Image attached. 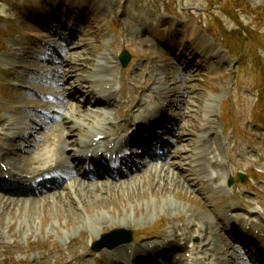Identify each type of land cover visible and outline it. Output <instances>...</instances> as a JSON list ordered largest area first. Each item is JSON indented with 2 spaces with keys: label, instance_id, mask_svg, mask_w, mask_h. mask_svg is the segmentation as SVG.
<instances>
[{
  "label": "rangeland",
  "instance_id": "rangeland-1",
  "mask_svg": "<svg viewBox=\"0 0 264 264\" xmlns=\"http://www.w3.org/2000/svg\"><path fill=\"white\" fill-rule=\"evenodd\" d=\"M23 1L24 0H0V31L7 29V35H4V37L0 36V47H2V43L5 44V53L0 52V113H2L0 115V122L3 120V117L5 115L10 113L13 118H18L16 120L17 122L27 124V126L22 125V128H24L25 133L32 132V136H34V139H39L41 137L42 132L37 133L34 130V132L30 130L32 128V123L29 122H31L32 120H30L28 117H25V115L30 116V113H28L29 111H26V107H24L22 112H20V107H22V105H29L33 106L31 107L32 110L37 109V107L43 108L45 107L44 105L49 104V100L40 102L39 99L29 94L28 92L19 91L15 87V84L21 83V79L23 78L22 75H26L22 70L14 69V65L17 64L18 66L22 58H14L9 60L11 53L16 50V48L12 46V42L20 43L21 48H27L28 45L34 44L32 38L34 34H37L38 39L40 41H43V38H45L44 36L47 35L42 29L34 31L33 27L31 28L30 24L29 25L31 29H27L26 20H30V18L26 16L25 9L22 7ZM39 1V4L42 5V9H45L47 11L55 10V8L59 6V9L62 13L61 15L60 13H57V15H55L54 17L61 18L65 24L69 14H71L73 16V20H75L78 15H83V17H86V14L88 13L87 9L82 10L83 7H80V5H82L81 0ZM90 1H92L96 5L101 0ZM102 1L103 9H101L102 11H100L99 13L97 12V14H95V21L92 22V19L88 18V21H90L91 24H83L85 22L83 19L86 18L81 17L82 23H80L79 28L81 32L79 34V39L78 37L76 38L78 39V43L76 45L75 40H73L74 45H70L71 49H68L70 52H72V49L76 47V49L74 50L76 53L75 55H78L79 53H86L84 58H88V62L86 63L84 67L85 71L82 74L86 75L85 77L91 76L94 70L98 68V62L101 57H105L106 54L107 58L112 64V67L114 68L116 85L118 84L120 77L122 80L128 81L130 89H125L126 97L128 98L129 91L132 92L136 96V103L141 100L143 94L148 92L149 88H155L157 86V82H160L161 78L162 80L164 79L168 86L171 87L170 89H176L177 92L173 94H177V97H182L183 94H186V100L183 97L173 99L174 103L171 104V107L173 109L170 108V111L172 110V115L174 117L177 116L176 118H179L180 114L183 115L184 113H187L186 115L190 117L189 122L195 124L192 127L195 128V130L192 131L193 135L195 136L193 140H196V137L199 136L198 131H200L202 127L205 128V121L207 122V119H212L213 122L215 121L211 131H213V133H216L220 141L221 147L220 149H215L217 148L216 144H211L213 148L211 150V153H213L212 157L220 159V155L224 156V154L226 155V153H229L228 162L232 164L235 173H238L239 170H247L249 171V173L252 174L254 173L253 170L255 171V168L258 167V165L263 166L264 163H262L260 159H264V122H256L253 117V114L257 111H261L262 104H260L259 99L260 96L264 95V76L262 79H258V77L255 75L254 66L252 65L251 60L247 61V63L244 64L241 63L238 66V63L236 62L235 58L228 57L223 49L218 52H221L222 54V57H220L217 53L220 46L214 45L209 39V46H207L205 53H203L199 58L200 64L204 66L203 70L202 67L196 68V65L193 63L190 66V69L184 71V68L182 69V66H179L177 64V57L173 56V51L171 55H168L164 58L165 63H163V69H160L157 64L159 61H161L160 59H157L159 55L158 51H163L161 49V46V48L158 50L157 41L154 38L152 39L154 35L156 36L155 33H157V30L152 31V28H154L153 26L160 24V22H163L162 27L168 26L169 23H173L176 26L178 24H185L186 22L193 20L194 16L189 13L191 10H195L194 14H197L198 22H200V24H202L204 27H212L214 26L212 18L213 14H215L219 18L221 17L219 7L210 9L208 6L210 3L209 0ZM247 1L251 4L253 8H264V0ZM182 3L185 4L187 10L186 13H183L179 9L180 4ZM167 12H170L172 14ZM244 19L246 23L251 21L248 18ZM39 21L41 22V19ZM223 22L225 26L230 29L231 27H234V24L227 19L223 18ZM41 24L42 22L39 23L40 26ZM73 25L74 22H72L71 26ZM192 28L194 29L195 26H192ZM112 29L116 31V36L113 35ZM175 29L178 30L177 28ZM61 30H64V27ZM58 32L63 33L59 30ZM148 33H150L152 37L149 36ZM192 33L193 30L191 31L189 39L192 41V45L197 46V44L199 43L192 40ZM163 34L164 36H166V38H169L170 32L168 33L167 31H165L163 32ZM66 35L65 39L67 40L68 36ZM9 37L11 38L9 39ZM51 37H54L56 42H59L61 40L59 34L58 37ZM50 44L52 45V42H50ZM148 44H152L154 45V47L152 49L147 48L146 45ZM173 46L176 48L178 46V50L180 51L182 57L188 54L185 47H182L181 44H178L174 38ZM123 48L133 53L134 61L131 67L123 69L122 72V69L119 67V62L116 63L117 61L115 60V58L120 55ZM167 50L169 51V49ZM48 51L50 50L48 49ZM167 53L168 52H166V54ZM59 54H61V51H57L56 54L52 52V55L58 57V62L49 61L48 64L56 68V63L61 62V57L66 58L65 54ZM190 57L193 58V56H189V58ZM40 58V55H36L35 57H33V59L36 61H41ZM146 58L148 60H144ZM195 58L196 57L193 58L194 61ZM7 60H9V65H5L4 63ZM214 61H219V63L216 64L215 68L213 69L212 65ZM24 66L25 65H23V67ZM31 67H33L32 64ZM7 69H10L9 75L6 74ZM49 69L50 67L44 61L39 63L38 70H45L46 72ZM194 69H197L195 70V76L193 75ZM26 70L28 69L26 68ZM235 70L238 71V79L237 84L234 85L233 77L236 72ZM188 72L190 75L188 74ZM30 76L33 78L35 75L32 74ZM67 77L70 78L69 75ZM23 81L29 83V81H27L26 79H24ZM31 85L32 87H36V91L41 90L40 92L44 93L45 95L47 93L55 92L56 90H58L51 89L49 92L45 84L41 86L40 84L31 83ZM73 85L74 84L72 83L70 84V86H64L63 88L69 89L67 93H70V88L72 89L73 87L74 90L76 88L75 91H77L78 87H75ZM136 87L138 88L136 89ZM233 87L234 89H232ZM61 88H59V90H61ZM161 89L162 87H160L158 91ZM82 97L84 98V96ZM97 97L99 96H95V98ZM56 101L58 103L61 102L62 104L59 105ZM56 101L54 100L56 104L51 107L57 108L63 105V103H65V101L61 100L60 98H58ZM74 103L76 102L74 101ZM79 104L81 106H84V108H91L85 106L84 103ZM231 106L233 107V117L237 127L236 135L233 130H230L231 134L230 132L228 134L227 131L224 134L223 123L221 121L220 116V108L221 110H224L225 107L229 108ZM203 109L215 111V117L213 114H210L212 118H209L210 115L208 117H205ZM128 113L130 114L132 113V111H129ZM106 114L109 116V118L115 119L113 112L106 111ZM103 117H101V119ZM32 118L34 120H37L36 116H32ZM98 119H100V117H97V120ZM39 121L40 119L36 122L39 123ZM93 121L95 122L94 119ZM208 123L210 124V121H208ZM183 124L186 125L187 123L184 122ZM167 127L171 128L170 125H168ZM213 140L216 141V138L214 137ZM46 145L47 144H45V146ZM33 146L35 145L33 144ZM31 148L32 149L28 150L23 149L21 153L25 154L22 155L20 153L19 155L16 154V157H13L15 158V163L20 168H22L24 172H29V168L26 166L25 160L26 158H28V156H31L29 155L30 153H28L33 151V147ZM185 149H189V147L187 146L185 147ZM38 155H36L35 157L38 158ZM72 155L73 154H71V156ZM224 158L226 157L224 156ZM217 168L219 170L220 175L225 173L226 175L231 177L230 169L222 167L223 171H221L219 167ZM37 169L38 166H36L35 170ZM141 176L142 174L138 173L133 177L130 176L132 177L131 179L129 178L125 180L124 182L129 184L127 185L129 188L125 187L124 185L123 189H120L118 187L119 189L116 188V191H108V186L104 191L99 192L98 197L101 198L100 202L104 203V205L100 204L98 201L92 203L94 201V198L93 196H91V202H89L88 204V212L86 213L79 210L78 214H76V209L78 207L77 201L76 203H71V201H69L70 204H68L67 202H65V199L61 198H58V201H49L52 202V204L54 203V205L44 206L42 210H40L42 206L40 204L41 202L39 203V200L37 201L36 199V201H33L34 199L31 198L32 196L21 197V200H23L24 203L22 208V203L20 207H18V212L9 208L7 206L8 202H4L2 199H0V262L2 261L5 255L12 256L15 261H29L32 264H70L73 263L75 259H79L84 255L90 256L92 252L89 251L87 240H85L84 242V235L83 238L80 237V233L83 232V226L86 223L85 221L88 220L89 215L97 218V216L100 214L106 215L110 212L112 215H114V217L126 220L128 219V221L130 220V223L132 224L130 225L132 230L138 229L140 231H145L144 229H146V231L143 232L144 238L140 241L144 242L153 241L155 240V238L162 237V235L166 234V232H168L173 226L178 227L180 225L189 229L191 227V220H196V217H192L189 220L190 222L188 221L189 217L193 216L191 212L194 214H198L201 217L203 215L204 217H206L209 214L211 215L210 212H212L213 210L221 208L220 203L216 202L214 203L216 209L214 207L208 208L205 205L204 201L201 199V197L198 196L201 194L194 189L195 187H193L191 183H183L185 187L178 189L180 190L177 191L179 195L176 196V191L172 193L169 192L172 188V186L170 187L169 185L162 187V189L169 188L166 192L164 191L163 193H161L159 192V190H156V193L152 192L149 180L145 178V176L139 179ZM135 183H137V185L140 184V190H136L137 186L134 185ZM153 185L160 186V184ZM188 189H192L198 195L193 194ZM102 192L105 193L102 194ZM205 192L207 193L209 191L207 189L204 190L205 198L208 199L207 201L209 202V199L211 197L207 196ZM213 192L216 191L214 190ZM29 198H31L34 203H32L31 200L26 201ZM220 199L221 197H219L217 194L216 200L220 202ZM173 200H177V202L183 203L188 209H190L191 211L189 212V214L187 215L185 213L186 211L184 210H181V212L170 210V206L172 208L176 206L181 207V205H177V203H174ZM253 201L257 202L258 199L255 198L253 199ZM29 203H32V205H30ZM166 204L170 205L167 206ZM258 204L261 203L259 202L253 205L251 210H256V206ZM148 205L150 207H148ZM211 205H213V203L211 204L210 202L209 206ZM101 206L105 207V210H103ZM156 207H159L160 211L155 214ZM202 209H205V211H202ZM223 209H228V206L224 205ZM82 210L84 211V209ZM135 210H137L139 216L136 218V220L134 219V222H132L129 218L131 216L132 211L134 212ZM153 215H155V218H157L156 221H151ZM210 215L207 217L208 219ZM261 215L264 217V211ZM162 218H164V220H166L168 223L166 224V227L164 229L162 228L159 230L155 226L160 224V220ZM41 219L44 224L41 223ZM104 219L106 218L104 217ZM107 221L108 224L102 229V231H104L105 228L109 227L114 222L111 221L110 223V220ZM123 222L125 221H120V224H122V226ZM221 223L224 225L222 221ZM195 224L197 226L196 222ZM87 225H89V223H86L85 228H89ZM199 228L201 229V226ZM92 230L93 229H91V231ZM178 231H181V229L173 228L170 231L171 240L168 243L169 246L175 244L174 239H176L177 236L175 238H172V236ZM198 232L200 233L201 231L196 228V232L193 234L190 240H198L197 243H200V239L197 237ZM222 232L223 231L221 230L219 234V236L221 235L219 240H223L228 249L231 246H234L233 244L229 243L225 233ZM70 234H74L73 238H75L76 240L74 242V245L68 246L65 241V238H69ZM87 234L89 233L87 232ZM48 236L49 240L47 241L46 238ZM213 236H217V232H214ZM75 244L78 246H76ZM200 246H203L202 250L206 251L208 244L201 243ZM174 247H176V245ZM215 249L219 252L220 248L219 246H217L214 247V250ZM219 254L225 255L226 253L225 251H220ZM226 259L229 261V264H237L234 262L233 259L227 256ZM79 261L81 262V260ZM210 261V264H216L218 262L216 258H210ZM93 264H96V262Z\"/></svg>",
  "mask_w": 264,
  "mask_h": 264
},
{
  "label": "bare ground",
  "instance_id": "bare-ground-1",
  "mask_svg": "<svg viewBox=\"0 0 264 264\" xmlns=\"http://www.w3.org/2000/svg\"><path fill=\"white\" fill-rule=\"evenodd\" d=\"M23 2L26 3V6H25L26 16L32 15L33 17H36V18L42 17L39 0H24ZM84 4L89 5L88 3H86V1H84ZM98 7L99 8L102 7V3H99ZM89 8L92 9V7L90 5H89ZM26 23H27V29H31L30 25H28L29 24L28 20L26 21ZM56 24H57L56 27L60 30L64 27V25L61 22H58ZM190 25H191V27L195 26L192 22L187 23L185 25V32H184L185 36L187 34V30L189 29ZM191 29L193 30L192 40L201 44L202 48L205 49V46H207V43H206L205 36L203 35V33L197 27H195L194 29L193 28H191ZM55 32L56 31L50 32V37L51 36L58 37V34ZM158 33H160V31L157 29V33H155V34L158 37V44L164 50V55H169L176 48L173 46V36L169 35V38H166V36H164L163 33H161V34H158ZM59 36H60V34H59ZM185 36H184V39H185ZM46 37H49V36L47 35ZM60 39H61V36H60ZM73 40L70 43L71 46L74 45ZM189 41L191 44L192 41L190 39H189ZM180 42L181 41H179L178 44H181L182 47H185V49L187 50V53H188L190 49H188L187 45L184 44V42H182V43H180ZM190 47L192 50H194V52L196 51L197 46H194L191 44ZM75 49H76V47H74L72 49V52H70L67 49L66 50L67 53H66V51L62 50L61 54L66 53L65 54L66 58L61 57V62L56 63L57 67L55 68V72L57 73V76L60 78V80L58 81V83H59L58 85L62 86V88H61V90H59V92L61 93V96L60 95L57 96V95L53 94L54 95L53 99H55V101H56L58 98H60L61 100L65 101V103H63V105H61L57 108L56 107H50L49 109H47V111L43 115V118L39 117V119H40L39 123L36 121L29 122V123H32V128L30 130L31 131L34 130L37 133L42 132L41 137L39 139H34V136H32L33 135L32 132L31 133H25L24 128H22V125L27 126V124L22 123V122H15L12 125V128H13L11 131L12 134L8 135V140H9V146L11 148L12 153L22 152L23 149L28 150V149H32L31 147H33V151L30 150L31 152H28V153H30L29 155H31V157H35L36 155L39 154L38 158L35 157L33 159V161H31V163L34 166L39 165L38 166L39 171H44V173L46 171L48 174L52 173V165L54 163L55 164L58 163L59 164V165L57 164L58 167L60 166L62 168L63 178H67V181H69V183L66 182L64 185L58 184V185L53 186L51 188V191H54V190L56 191L58 189H61V191L52 193L50 201L51 200L58 201V198L65 199V202H67L68 204H70L69 201H71V203H76V201H77V206L84 209V208H87L89 202H91L90 201L91 196H93V198H94V201L92 200L93 201L92 203H94L95 201H98L100 204L104 205V203L100 202L101 198H99L98 195H99V192L104 191L106 189V187H108V186L103 185V184L100 185L97 183L90 184V183L86 182V180L81 175L78 176V174L74 171L75 163H76V161L74 160V157L76 154H73L71 156V154L68 151H69L71 146L79 145L78 144L79 141L76 139V135H81L86 143L91 142L90 141L91 137H96L97 135H108V136H110V134H107L104 131L105 130L104 124L106 122H109V120L100 121L98 119V121H97V117L100 114L99 106H101L102 103L97 101L95 104H92V101L90 99L95 98V93L101 92L104 87H106L107 85L110 84V83H108V84L104 83L105 77H112V76L110 75L111 70H110V73L108 75L107 74L104 75L105 68L110 66V65L108 66V63H110V62L106 56V57H102L99 60L98 68H96L94 70L93 74L90 77L84 78L82 73H84V70H85L84 67H85L86 63L88 62V58H84L86 53H79L78 55H75L76 54L74 51ZM167 49H169V51ZM166 50L168 52L167 54H166ZM176 50L179 51L178 46H177ZM199 52H203V50L199 51ZM61 54H59V55H61ZM179 55H181L180 51H179ZM186 55H189V53ZM186 55H184L183 57L181 56L179 62H181V63H184L185 61L189 62V64H187V62L184 63L186 65L185 70H188V69H190V66L194 63L193 58L197 56V53L193 56V58L190 57L191 60H188L189 57L187 58ZM164 57H166V56H164ZM164 57H162V58H164ZM184 59H186V60H184ZM22 67H23V65H22ZM68 75L70 76V78L67 77ZM70 81L74 84L73 86L78 87V89H77V91H75V93L73 91L74 87L72 89H70V93H67L69 91V89L63 88L64 86H66V87L70 86V84H72V83H70ZM161 81H163V80L161 79ZM27 83H26V81H23L21 83V85L26 86ZM57 87H59V86H57ZM92 87H93V90H91ZM160 87H162V89L159 90V92H161V93L157 94L158 98L161 96H165L167 98V100L166 101L161 100V103L159 105L164 106L165 111L163 113L158 112L156 114V116L162 117L166 121L165 123H167V124H168V120L174 119V126L170 132H172L173 135L175 136L174 137L175 139L173 141L170 142V140H169L165 144H163V149L165 150L164 156L167 155L168 156L167 158L179 159L180 162L179 163H173L167 169H165L164 167L159 168L158 166H154V168H152V169H147L143 166L141 170L144 172L143 176H145V178H147L149 180V184H150L152 192L156 193V190L157 191L159 190V192H161V193H163L164 191L166 192V191H168L169 188H163L162 189V187L169 185L170 187L172 186V188L170 189L169 192L172 193V192L176 191V193H177L178 189L185 187L183 183L187 182L190 184V182L187 180L184 173L182 172V168L184 166H187V165H183V164H185L184 163L185 159H183V156H186V157L188 156V158L190 160H192V163H195V167L191 168L189 171V172H192L194 174L193 176L201 177V172H203L204 169L206 168V165H205L206 158H202V157L204 156V154L208 153L211 150V147L206 146L205 143H207L209 141L211 142V139L214 137L216 138V136H214L213 133L210 131L211 127L214 125V122H213V120H210V124H209L208 122L205 121V124L207 125V126H205V128L207 127V129H209V130H205V128L202 127L199 131L198 139L193 140L195 138V136L193 135L192 131L195 130V128H192V127L195 124L192 122H189L190 117L188 115H186L187 113H184L183 115L180 114L179 118H176L177 116L170 117V115H172L173 112H172V110L170 111V108H172V107L170 104H168L169 101H172L173 99H177V98L183 97L186 100L187 99L186 94H183L182 97L181 96L177 97V94H173V93L177 92L176 89H170L171 87H169L168 84H166V83ZM160 87L158 89H160ZM158 89H156V90H158ZM107 94H110V93H107ZM178 95H179V93H178ZM77 96H80V97L84 96V98L86 100L83 103L85 104V106L91 107V108L90 109L84 108V106H81L79 103H77V101H76ZM110 99H111V94L108 96V98L106 97V103L107 104H108V101H110ZM74 101L76 103H74ZM156 105H158V104L156 103ZM176 106H177V104H176ZM157 111H158V109H157ZM155 112H156V108H152L150 110L151 114H154ZM204 114H205V117H208L210 114L214 115L215 112L212 110H204ZM214 117H215V115H214ZM209 118H212L211 115L209 116ZM93 119L95 120V122L93 121ZM100 119H101V117H100ZM9 121H13V120L10 119ZM143 121H145V120H143ZM184 122H186L187 124L184 125L183 124ZM7 123H8V121H7ZM10 135L13 136L12 139L10 138ZM52 138H55L56 143H55V145L53 144L55 149L50 150V149L45 148V149L41 150V148L45 147V144H49L52 146ZM14 140L16 142L19 141V143H21V145L16 146V144H15L16 142ZM213 141L215 142V140H213ZM36 143H38V144H36ZM33 144L35 146H33ZM201 144H204V146L201 147L200 146ZM207 144H209V143H207ZM185 146L191 147V150L184 149ZM102 147H105V144H102ZM39 159H41V160H39ZM207 159H208V156H207ZM47 166H50V167L47 168ZM223 176L224 177H223L222 182L225 183L227 180V177L224 174H223ZM142 177H140L139 179H141ZM63 178H62V180H63ZM82 178L85 181L81 180ZM124 184H125V182H123V185ZM153 184H156V185L160 184V186H154ZM123 185L122 184L119 185V188L123 189V187H122ZM125 185H129V184H125ZM134 185L137 186L136 190L137 189L140 190V188H139L140 184L137 185V183H135ZM114 186L115 185H113V183H111L109 185V187H114ZM116 187L118 188V185H116ZM114 188H112V189H114ZM33 201H35V200H33ZM33 201H32V203H34ZM209 201H210V199H209ZM32 203H29V204L32 205ZM55 204H57V203H55ZM53 205H54V203H53ZM172 206H174V205H172ZM216 210H217V212L213 211L215 214L210 215L209 219L207 217L206 218L205 217L200 218L201 220H203V225H205L207 233H208V229H209L207 227L218 226L220 224V221L223 217L221 214L222 210H226L227 213L229 212V209H221V210L216 209ZM226 211L224 212L225 215L227 214ZM236 217L238 218L240 216L236 215ZM107 224H108V221L106 219H104V217L99 216L98 224H96L95 228L91 231V233L94 235H97L99 233L97 231V228L100 227L102 230ZM258 226L260 228H262L261 225H258ZM203 229H204V226H203ZM211 232L213 233V230H211ZM262 232H263V230H262ZM177 233L178 232L173 234L172 238H175L176 236H178ZM191 234H192V231L188 235L190 236ZM212 239H213V237L210 240L211 242L208 243L209 247L207 246L206 251L202 250L203 246H200L201 243L196 246L197 250H198V254L203 253V255H205V257L207 255L210 257L211 253H213L212 254V257H213L215 254L218 253V252H216V249L214 250L212 248L211 244L216 242V240H214V239L212 240ZM174 242H175V244H173V245L169 246V244H168V246L167 245L165 246L166 252H164V253L158 251L159 246L157 244L155 247L157 250H155L154 253L160 257L161 255H164V254H166L172 250L174 251V249H177V247H174L176 245V239H174ZM150 245H153V244H150ZM147 248L149 249V245H147ZM177 250H179V249H177ZM106 252H107V250H104L103 254ZM138 253H139L138 255H141L140 251H138ZM217 256H218V254H217ZM217 256H215V257H217ZM112 257L114 259H116L117 263H119V264H128V261H130L129 258H127L125 260V262L122 260L121 249L114 251L112 254ZM238 259H241V257L236 258V260H238ZM220 260H223V259H220ZM147 261L151 262V260H147ZM141 262H143V260L139 259L137 263H141ZM153 263H156V260Z\"/></svg>",
  "mask_w": 264,
  "mask_h": 264
},
{
  "label": "water",
  "instance_id": "water-1",
  "mask_svg": "<svg viewBox=\"0 0 264 264\" xmlns=\"http://www.w3.org/2000/svg\"><path fill=\"white\" fill-rule=\"evenodd\" d=\"M124 242L125 243H129L130 242V239H126Z\"/></svg>",
  "mask_w": 264,
  "mask_h": 264
}]
</instances>
